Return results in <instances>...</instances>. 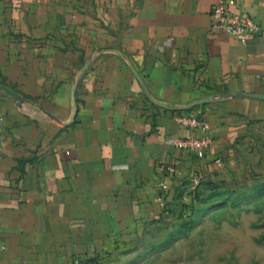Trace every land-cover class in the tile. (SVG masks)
Here are the masks:
<instances>
[{"label": "crops", "instance_id": "crops-1", "mask_svg": "<svg viewBox=\"0 0 264 264\" xmlns=\"http://www.w3.org/2000/svg\"><path fill=\"white\" fill-rule=\"evenodd\" d=\"M217 2L0 0V264L103 262L168 234L196 177L264 183V0L231 6L262 29L246 43L212 31ZM133 69L158 102L211 101L155 105ZM185 115L203 157L167 143Z\"/></svg>", "mask_w": 264, "mask_h": 264}, {"label": "rangeland", "instance_id": "rangeland-1", "mask_svg": "<svg viewBox=\"0 0 264 264\" xmlns=\"http://www.w3.org/2000/svg\"><path fill=\"white\" fill-rule=\"evenodd\" d=\"M214 193L204 192L201 199L204 206L195 205L196 210L203 207L210 210L197 218V226L185 240L177 241L167 250L159 249L187 215L182 221L176 216L170 217L167 228L172 224L175 227L165 236L150 233L149 238L110 254L97 264H264V196L246 202L235 198V192L219 197H214ZM208 196L209 200H206ZM222 202L225 206L214 207Z\"/></svg>", "mask_w": 264, "mask_h": 264}, {"label": "built area", "instance_id": "built-area-1", "mask_svg": "<svg viewBox=\"0 0 264 264\" xmlns=\"http://www.w3.org/2000/svg\"><path fill=\"white\" fill-rule=\"evenodd\" d=\"M245 0H218L214 6L211 15V27L214 32H224L227 33L241 43H246L261 34V27L247 14L246 11L239 10L233 12L231 6H239ZM175 121L185 129H188L190 134L186 137H170L167 139L168 145L175 147L176 149L197 154L199 157H203L209 147L211 146V139L206 133L209 130V125L204 116L198 115H185L177 116ZM5 119L0 117V146L4 137V127ZM162 170L168 174V176H173L175 174L174 167L162 164ZM200 183L199 178L193 179V188H196ZM166 184L161 183V187L165 188ZM163 202V200L161 199ZM3 249L0 242V252Z\"/></svg>", "mask_w": 264, "mask_h": 264}, {"label": "trees", "instance_id": "trees-1", "mask_svg": "<svg viewBox=\"0 0 264 264\" xmlns=\"http://www.w3.org/2000/svg\"><path fill=\"white\" fill-rule=\"evenodd\" d=\"M216 192L214 193V197H219L221 195H224L225 193H234L235 192V198L238 199H243V201L246 202H250V201H254L255 199L260 198L261 196H264V183H260V182H255L253 185L251 186H244L242 188H225L222 187L220 185H216L214 183L211 182H205L202 179H200V183L199 185L194 189V199L196 203H193L189 212L187 214H179L178 215V219L182 221V217H184L185 215H187V217L189 218H185L186 221L184 222L185 219H183V221L180 223V225L178 226L177 230H175L174 233H171L160 245H159V249L161 251L167 250L170 248L171 245H173L174 243H176L179 240L185 239L187 238V236L189 235V233L197 226V218L198 217H203L205 214H207L209 212V207H203L201 209H197L196 210V206L198 203H200V205H203V201H201L202 197L204 196V192ZM221 191H224V193H220ZM239 193V194H237ZM210 199L213 198L212 195H209ZM209 196L207 197L206 200H209ZM203 200V199H202ZM225 206V203H218L217 205H215L214 207H223ZM195 207V208H194ZM213 207V208H214ZM171 213V209L169 208V205H165L164 211L162 214H170ZM196 218H193L195 217ZM98 262L96 261L95 264H97Z\"/></svg>", "mask_w": 264, "mask_h": 264}, {"label": "water", "instance_id": "water-1", "mask_svg": "<svg viewBox=\"0 0 264 264\" xmlns=\"http://www.w3.org/2000/svg\"><path fill=\"white\" fill-rule=\"evenodd\" d=\"M122 56V55H121ZM123 58H125L126 60L127 57L123 56ZM133 71L135 72V70L133 69ZM135 75L137 76L138 80L141 82L142 86H143V89L147 95V97L149 98V100L155 104V105H158L160 107H163L165 109H170V110H175V111H186L188 109H191V108H194V107H197V106H201V105H204V104H207L208 102L211 101L210 98H205V99H201V100H197V101H194L192 103H190L189 105H186V106H183V107H172V106H169V105H166L164 103H161V102H158L156 100H154L151 95L149 94L148 90L146 89V87L144 86V84L142 83V80L140 78V76L135 72Z\"/></svg>", "mask_w": 264, "mask_h": 264}]
</instances>
